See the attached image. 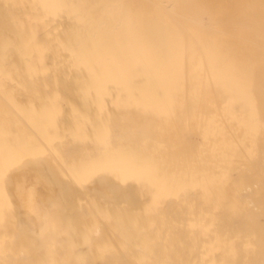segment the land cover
I'll return each instance as SVG.
<instances>
[{
	"label": "bare ground",
	"instance_id": "6f19581e",
	"mask_svg": "<svg viewBox=\"0 0 264 264\" xmlns=\"http://www.w3.org/2000/svg\"><path fill=\"white\" fill-rule=\"evenodd\" d=\"M0 264H264V0H0Z\"/></svg>",
	"mask_w": 264,
	"mask_h": 264
},
{
	"label": "rangeland",
	"instance_id": "374dc122",
	"mask_svg": "<svg viewBox=\"0 0 264 264\" xmlns=\"http://www.w3.org/2000/svg\"><path fill=\"white\" fill-rule=\"evenodd\" d=\"M76 144H77V143H76ZM77 148H78V147H77ZM77 148H76V149H77ZM84 168H86V169L88 170V166H87V167L85 166ZM83 171H84V170H83ZM84 174H86V173H84ZM86 175H88V174H86ZM81 183H82V186H83V184H85V182L80 181V183L77 185L78 187L80 186L79 189L82 188V186L80 185ZM72 185H73V187H75L76 190L78 189V188H76L75 184H72ZM72 185H71V186H72ZM73 187H72V188H73ZM10 206H11V204H10Z\"/></svg>",
	"mask_w": 264,
	"mask_h": 264
}]
</instances>
